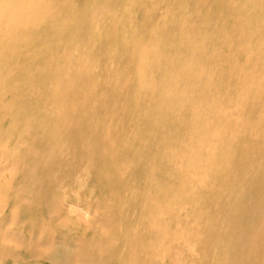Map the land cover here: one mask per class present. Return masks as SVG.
Returning a JSON list of instances; mask_svg holds the SVG:
<instances>
[{
  "label": "rangeland",
  "instance_id": "obj_1",
  "mask_svg": "<svg viewBox=\"0 0 264 264\" xmlns=\"http://www.w3.org/2000/svg\"><path fill=\"white\" fill-rule=\"evenodd\" d=\"M65 2L62 14L68 18L69 33H36V42L20 51L17 60L9 59L0 66V155L11 170L3 172L0 186V224L29 236L25 245L15 247L14 254L0 250V264H79L81 258L93 259L89 264L169 262L171 257L163 250L180 246L182 227L177 233L166 231V236L163 230L165 244L159 233H137L145 231L150 219L143 209L154 180L158 177L159 185L165 187L167 181L179 176L185 187L189 174L177 163L175 145L170 141L164 151L159 149L157 137L150 132L152 125L144 114L148 99L137 89L139 49L154 42L164 48L177 37L164 19L166 12L170 18L187 12L189 21L195 22L198 10L190 0ZM222 5L224 9L225 2ZM112 8L118 10V29L109 35L110 40L91 45L96 28L108 35L115 17ZM56 37L69 49L79 42L76 58L61 68L64 70L48 69L40 74L37 68L44 42ZM54 42L53 52L59 51L61 46ZM157 72L153 68L151 73ZM193 107L186 102L183 116L176 117L177 125L192 118ZM35 112L38 123L27 132L28 126L20 118ZM172 131L175 135L182 132ZM248 157L237 158L234 170ZM259 159L264 161V154ZM14 164L19 167L12 171ZM217 200L222 199H213ZM71 203L84 213L70 212ZM205 206L202 204L199 212L203 213ZM228 206L227 202L216 206L210 216L218 217L221 211L225 215ZM248 216L241 219L248 221ZM6 218L12 220L8 223ZM222 220L223 216L218 224L224 227ZM96 222L97 228L117 235L110 244L88 226ZM198 222L208 230L207 216ZM203 238L206 240H200L194 252L181 248L188 259L213 264L223 246L215 252L216 238L207 234ZM143 241H151L148 249ZM47 242L51 245L48 253L41 251V243Z\"/></svg>",
  "mask_w": 264,
  "mask_h": 264
},
{
  "label": "bare ground",
  "instance_id": "obj_2",
  "mask_svg": "<svg viewBox=\"0 0 264 264\" xmlns=\"http://www.w3.org/2000/svg\"><path fill=\"white\" fill-rule=\"evenodd\" d=\"M190 1L198 10V21L190 22L184 11L171 18L166 12L164 19L175 29L177 37L164 48L154 42L139 49L137 89L148 99L144 114L152 125L149 131L157 137L159 149L164 151L170 141L175 145L177 163L180 168L184 166L189 177L185 187L179 176L167 181L165 187L159 185L158 177L154 180V191L148 194L143 209L150 219L145 231L137 234L159 233L165 244L163 230L166 236V231L177 233L182 227L180 246L164 249L163 254L168 253L171 259L159 264H199L188 259L181 247L194 252L197 243L206 240L203 238L206 234L218 241L215 252L223 246L213 264H264V161L259 159L264 154V0H245L248 4L243 5L242 0ZM65 3V0H0V66H5L9 59L17 60L18 53L36 40V33L48 30L69 33L67 17L62 14ZM110 12L115 17L108 35L96 28L91 45L110 40L109 35L118 29V10L112 8ZM54 40L56 46H61L59 51L53 52ZM44 44L37 68L40 74L48 69L64 70L61 68L67 62L75 60L79 46L76 42L70 49L63 47L59 37ZM153 68L158 69L156 74L151 73ZM186 102L194 106L192 118L180 119L182 124L177 125L176 117L183 116ZM24 110L20 108L21 112ZM20 119L28 126L27 132L29 126L38 123L36 112ZM173 129L182 131L181 135H175ZM30 143L36 144L35 140ZM243 155L249 157L240 162L239 170H234L237 158ZM256 162L259 164L250 171ZM4 164L0 155V186L5 179L3 172L11 171ZM18 167L19 164H14L12 171ZM258 192L256 199L254 194ZM215 198L222 200L213 201ZM225 202L229 204L225 215L221 211L218 217L210 216L216 206ZM205 203L203 213L199 212ZM76 206L71 203L68 210L82 215L83 208ZM245 215L250 220H242ZM205 216L210 220L207 231L198 222ZM222 216L224 227L218 224ZM104 219L100 220L101 225ZM10 221L6 218V222ZM98 225L88 224L110 244L117 235L97 228ZM4 226L0 224L3 247L0 250L11 255L16 253V246L25 245L29 236L6 230ZM150 243L142 244L148 249ZM41 245V251H51L49 242ZM81 259H77L79 264L93 261Z\"/></svg>",
  "mask_w": 264,
  "mask_h": 264
}]
</instances>
